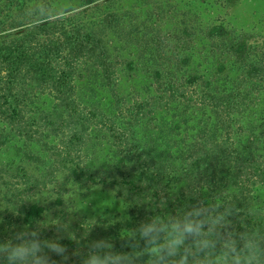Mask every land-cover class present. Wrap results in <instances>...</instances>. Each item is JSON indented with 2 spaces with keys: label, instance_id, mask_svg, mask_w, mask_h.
Returning <instances> with one entry per match:
<instances>
[{
  "label": "rangeland",
  "instance_id": "rangeland-1",
  "mask_svg": "<svg viewBox=\"0 0 264 264\" xmlns=\"http://www.w3.org/2000/svg\"><path fill=\"white\" fill-rule=\"evenodd\" d=\"M24 1L22 8L14 7L17 19H27L38 10L49 15L74 16L87 27L112 13L117 18L114 28L108 27L105 36L110 47L108 59L113 64L105 72L96 63L94 66L82 63L81 68L86 71L76 80L78 107L84 110L75 114L93 138L84 155L93 166L92 172L102 173L109 183L72 182L76 179L69 171L59 169L56 164L59 156L54 151L61 143L56 141L54 146L52 138L46 137L51 130L42 127L40 131L45 134H36L40 141L23 138L0 151V162L6 169L0 174V237L4 243L21 242L22 234L14 231L18 210L9 211L10 202L4 199L7 193L14 192L16 200L22 194L29 204L38 202L45 207L38 234L43 231L41 228L47 231L54 228V234L44 242H35L39 249L30 264H86L91 255L101 257L99 247L107 252V264H170L172 255L162 252L157 256L151 251V236L141 234L145 222L139 213L144 204L149 209L156 205L155 191L164 200L167 190L154 185L156 188L151 191L149 185L143 184L124 198L110 183L127 171L128 157L139 154H157L155 159L161 162L164 171L162 178L180 175L182 159L202 142L205 134L214 142L229 138L234 150L243 153L251 146L256 155L264 157V0ZM218 26H223L227 33L211 34V29ZM242 39L253 43L247 62L262 65L263 72L259 79L246 84L234 106L228 108V114L223 104L203 103L195 108L197 101H187L180 92L177 98L172 97L177 86L178 91L185 90L188 95L195 91L203 95L214 88L219 97L237 94L234 91H239L237 86L244 66L238 63L230 47ZM222 64L224 70L220 69ZM157 71L161 72L159 76ZM192 75L199 76L194 83L188 81ZM207 80H211V86H206ZM169 82L176 84L172 90ZM31 101L35 102L34 106L44 108L43 114L50 112L45 110L46 106L52 108L47 96H33ZM243 101L247 104L242 106ZM72 113L68 110L54 117L62 123L66 138L72 132ZM51 116L54 115L48 118ZM112 118L130 137L126 154L117 152L112 144L114 138L105 128ZM226 119L231 125L225 123ZM165 156L169 159L165 160ZM172 163L180 165L169 173L165 168ZM20 171L38 181V186L28 189L24 178L27 176H19ZM176 181L175 187L166 185L165 178L163 185L168 191L178 190L181 183ZM224 183L227 190V182ZM58 199L62 201L59 203ZM59 220L64 222L61 227L68 224L65 232L57 228ZM11 222L13 226L9 225ZM68 233L75 240V249L63 243ZM158 242L164 241L158 237ZM52 243L63 251L50 247Z\"/></svg>",
  "mask_w": 264,
  "mask_h": 264
},
{
  "label": "trees",
  "instance_id": "trees-1",
  "mask_svg": "<svg viewBox=\"0 0 264 264\" xmlns=\"http://www.w3.org/2000/svg\"><path fill=\"white\" fill-rule=\"evenodd\" d=\"M229 1L236 3L237 0ZM22 2L25 1L0 0V151L8 149L14 142L23 138L38 142L41 138L36 134H45L44 131H40V128H47L51 130V134L47 133L46 137L52 138L51 142H54V146L56 141L58 144L61 143L54 151L59 156L56 164H59V169L69 171L70 176L76 179L72 182L78 185L88 184L87 181L95 185L107 184L109 182L103 179L105 177L102 173L92 172L93 166L88 163V156L84 155L93 138L89 136L92 132L83 127L79 115L75 114L77 111L84 110L78 107L76 80L81 72L86 71L81 68L82 63L87 66L90 64L94 66L96 63L99 66L96 67L105 72L113 64L112 60L108 59L110 47L105 36L108 27L114 28L113 23L117 21V18L112 13L106 16V19L100 20L98 24L95 21L93 25L87 27V24L78 22L74 16L49 15L38 10L27 19L25 17L17 19L13 13L14 7L22 8ZM75 21L77 23H74ZM210 33L225 34L227 31L223 26H218L211 29ZM251 46L253 43L250 44L242 39L230 47V50L235 52L234 56L238 63L244 66L237 86L239 91H234L238 95L233 93L232 96L229 93L219 97L215 88L210 93L206 90L203 95H198L196 91L188 95L185 90L178 91L177 86L172 92V97L177 98V93L180 92L187 101H197L194 103L195 108H199L198 105L202 106L203 103L223 104L224 112L228 114V108L234 106L237 98L245 90L246 84L254 78L259 79L263 72L262 65L247 62ZM224 68L222 64L220 69L224 70ZM160 73L157 71L158 76ZM198 79L199 76L192 75L188 81L194 83ZM206 82V86L212 85L211 80ZM169 85L171 90L176 86L175 82H169ZM213 91L215 92L212 93ZM242 95L245 96V94ZM33 96L49 97L52 108L48 109L46 106L45 110L47 112L50 110L48 114L54 116L48 118V114H43L44 108L34 106L35 102L31 101ZM243 104L247 103L243 101L242 106ZM68 110L73 111L71 117L74 119L70 120L72 132L66 138L62 123L54 117L64 115ZM100 120L103 122V119ZM109 121L110 123L106 122L105 128L114 138L112 144L116 146L117 152L126 154V145L130 142L129 135L125 130L121 131L114 118ZM225 123L231 125L227 119ZM59 135L62 138H56ZM106 138H108L107 134ZM168 139L167 137L165 142ZM247 149L246 153L238 149L234 150L229 138L222 142H214L205 134L202 142L194 145L188 156L182 159L180 164L183 168H178L180 172L182 171L180 175L171 174V177L165 175L162 178L164 171H161V162L155 159L157 154L151 156L139 154L128 157L127 171L121 173L119 178L113 179L110 185L117 187L124 198L143 184L149 185L151 191L156 188L153 187L154 185L167 190L168 195L164 197V200L160 199V192H154L158 199L151 209L146 207V204L140 207V219H144L145 224L155 218H160L165 224L185 217L191 219L189 214L194 208L205 210L199 219L205 216L214 219L223 215L224 222L214 227L210 223L204 225L205 232L212 227L211 238L215 242V247L211 253L215 255L230 236L257 234L264 237V157L256 155L251 146ZM163 154L161 152V155ZM165 158V160L169 159L168 156ZM180 164L172 163L166 166L165 170L172 173V170H176ZM4 168L3 163L0 162V174L6 171ZM18 175L27 176L24 178L29 186L28 189L38 186V181L30 178L27 172L22 174L20 171ZM165 178L166 185L172 184L174 187L178 179L181 183L178 185V190L168 191L163 185ZM224 182H227V190L232 189V191L226 190ZM15 195L17 194L9 192L4 196V199L10 202L9 211L18 210L14 221L15 233H21L22 238L29 242H44L51 233L54 234V228L47 231L45 227L41 228L43 231L37 233V228L41 226L40 223L45 216V207L38 202L29 204L22 194L16 200ZM61 201L62 199H58L59 203ZM238 210L240 212H237ZM226 221L231 224H225ZM58 222L60 225L57 224V228L65 232L68 224H66L67 227H61L64 226V222L61 220ZM144 222L142 220L140 224L143 225ZM9 225L13 226V222ZM165 236V232L159 234L163 241ZM204 238L206 237H196L194 234L186 236L178 245L176 253L172 255L170 264H181L182 260L184 264H203L206 253L210 251L199 248V241ZM4 241L0 237V244ZM56 242L61 245L58 239ZM63 243L70 245L73 249L76 248L75 240L69 233L63 238ZM98 251H100V258L107 261L106 250L102 251L99 247ZM0 264H3V259Z\"/></svg>",
  "mask_w": 264,
  "mask_h": 264
},
{
  "label": "clouds",
  "instance_id": "clouds-1",
  "mask_svg": "<svg viewBox=\"0 0 264 264\" xmlns=\"http://www.w3.org/2000/svg\"><path fill=\"white\" fill-rule=\"evenodd\" d=\"M204 212V209L194 208L189 214L191 219L185 217L181 220L171 221L169 224H165L160 218H155L142 226L141 234L146 237L151 236L149 241L153 245L151 251L157 256H160L162 252H166L168 255L175 254L182 240L186 236L194 234L196 237H206L199 241V248L210 250L206 253L203 264H264V237L257 234L230 236L220 251L212 255L211 250L215 247V242L211 238L212 227L224 222V216L220 215L214 219L205 216L203 219H199ZM206 223L212 225L207 232L204 230ZM161 232L166 233L163 243L158 242ZM20 239V243L0 244V258L3 259V264H30L39 245L24 240L22 237ZM49 246L63 251L55 243ZM86 264H107V261L98 255H91ZM181 264H184V260L181 261Z\"/></svg>",
  "mask_w": 264,
  "mask_h": 264
}]
</instances>
